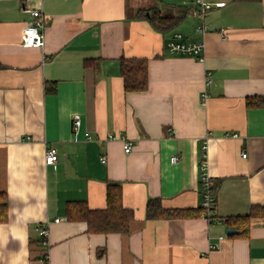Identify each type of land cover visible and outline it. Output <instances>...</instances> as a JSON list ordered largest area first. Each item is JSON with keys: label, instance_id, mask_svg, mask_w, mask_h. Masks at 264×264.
<instances>
[{"label": "crops", "instance_id": "0c3cea01", "mask_svg": "<svg viewBox=\"0 0 264 264\" xmlns=\"http://www.w3.org/2000/svg\"><path fill=\"white\" fill-rule=\"evenodd\" d=\"M224 1L206 14L200 61L167 45L176 31L201 36L194 0H0V192L8 199L0 264H42L41 223L50 229V264H264V216L240 235L203 214L146 215L156 197L168 208L202 206L204 158L220 181L219 217L264 204V0ZM28 8L50 15L41 47L22 43ZM152 9L180 21L163 33L139 15ZM122 57L148 58L147 89L125 90ZM53 80L57 89L47 91ZM50 144L59 159L48 164ZM109 181L121 183L135 212L129 232H89L67 218L68 200L105 208Z\"/></svg>", "mask_w": 264, "mask_h": 264}, {"label": "trees", "instance_id": "16d2710c", "mask_svg": "<svg viewBox=\"0 0 264 264\" xmlns=\"http://www.w3.org/2000/svg\"><path fill=\"white\" fill-rule=\"evenodd\" d=\"M147 15L145 10H140L139 15L148 16L152 25L159 31L166 33L173 29L180 21L179 17L163 16L159 10L152 9ZM91 62L87 58L85 63ZM149 62L146 57H122L120 73L123 77L126 91L145 90L149 83ZM47 91L57 89L56 81L46 82ZM219 180H215L211 186L212 192L217 195ZM67 218L70 220H82L87 223L89 232L99 233H126L130 231V223L135 212L123 203V188L120 182L109 181L107 183V205L105 208H91L86 200H68L65 206ZM203 206L198 208H168L162 205L159 197L150 198L147 202L146 215L149 218H173L192 217L202 214ZM253 216H264V204L254 205L246 214H238L226 217L228 224L237 226L238 234H247L250 219ZM8 218V199L0 192V222ZM38 241L41 243L39 237Z\"/></svg>", "mask_w": 264, "mask_h": 264}, {"label": "built area", "instance_id": "2783aa9c", "mask_svg": "<svg viewBox=\"0 0 264 264\" xmlns=\"http://www.w3.org/2000/svg\"><path fill=\"white\" fill-rule=\"evenodd\" d=\"M226 3V1H211V0H194V4L196 5V13L201 17L202 21L197 26V31L201 34L200 37L196 39H185L181 32H174L172 38L168 41L167 45L171 52L174 54H182V55H192L198 58L200 61H205L206 59V40L205 34L210 29V25L206 22V14L213 6H222ZM25 8V7H24ZM32 14V19L28 21V23L24 26L22 32V43L25 46H35L41 47L45 43V31L47 23L49 22L50 15H48L43 9L40 8H28ZM222 35H224V28L221 29ZM212 81L211 71L208 70L206 73V84H210ZM210 94L205 87L201 92V100L202 102H206L209 98ZM82 125V116L79 113L74 114L73 116V130L79 138V130ZM170 134L175 133V129L173 127L169 128ZM236 136V133H233ZM86 138H90L88 132L85 133ZM117 135L110 133L109 138H116ZM205 149L206 146L204 145ZM125 151L129 152L132 149L131 142L124 143ZM246 153H243L245 156ZM45 160L48 164L54 163L59 159V151L58 148L50 144L47 146ZM171 162H177L180 159L179 154H174L171 156ZM103 162L106 161V156L103 155L101 157ZM207 162L206 158L202 161V171H201V186H202V195L203 201L202 206L204 211L202 214L209 218V220L217 219L219 222H224L226 217H219L217 213V196L212 192L211 186L214 183V180L211 178L209 173L207 172ZM60 218H56V221H59ZM37 235L41 241V245L43 246V251L41 253V262L42 264H50V254H49V235L50 229L47 224H39L37 227ZM224 236L220 235L219 239H223Z\"/></svg>", "mask_w": 264, "mask_h": 264}, {"label": "water", "instance_id": "95a60500", "mask_svg": "<svg viewBox=\"0 0 264 264\" xmlns=\"http://www.w3.org/2000/svg\"><path fill=\"white\" fill-rule=\"evenodd\" d=\"M148 14H149V12H148ZM227 231H228V232H234L235 229H233V228L230 229V228H229V229H227Z\"/></svg>", "mask_w": 264, "mask_h": 264}, {"label": "rangeland", "instance_id": "374dc122", "mask_svg": "<svg viewBox=\"0 0 264 264\" xmlns=\"http://www.w3.org/2000/svg\"><path fill=\"white\" fill-rule=\"evenodd\" d=\"M201 191H202V186H201Z\"/></svg>", "mask_w": 264, "mask_h": 264}]
</instances>
